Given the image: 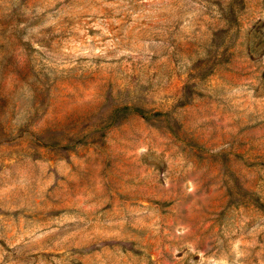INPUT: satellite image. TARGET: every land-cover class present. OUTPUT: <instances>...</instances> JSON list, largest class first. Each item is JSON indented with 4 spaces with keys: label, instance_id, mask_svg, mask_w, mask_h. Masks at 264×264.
Masks as SVG:
<instances>
[{
    "label": "rangeland",
    "instance_id": "1",
    "mask_svg": "<svg viewBox=\"0 0 264 264\" xmlns=\"http://www.w3.org/2000/svg\"><path fill=\"white\" fill-rule=\"evenodd\" d=\"M0 264H264V0H0Z\"/></svg>",
    "mask_w": 264,
    "mask_h": 264
}]
</instances>
